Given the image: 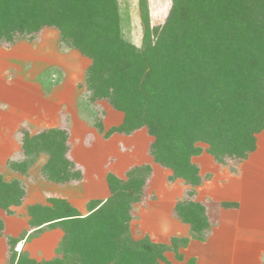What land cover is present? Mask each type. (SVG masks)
Returning <instances> with one entry per match:
<instances>
[{"label": "trees", "instance_id": "1", "mask_svg": "<svg viewBox=\"0 0 264 264\" xmlns=\"http://www.w3.org/2000/svg\"><path fill=\"white\" fill-rule=\"evenodd\" d=\"M139 6L143 48L122 37L118 0H0V42L21 35L37 39L45 27L56 28L63 45L92 59L86 70L92 99H107L124 114L105 134L146 127L155 137L153 161L199 185L191 162L203 151L199 142L209 145L218 163L244 161L264 128V0H172L161 27H151L148 0ZM91 76L98 77V87ZM64 130L31 134L24 128L18 135L23 158L9 159L6 166L26 173L46 153L42 179L81 181L83 169L69 156ZM150 172L142 164L131 167L125 179L109 174L117 185L109 183V198L90 205L86 215L51 198L52 205L40 206L31 223L60 225L62 250L43 261L22 255L15 264H160L168 246L135 240L129 229L132 203L141 201ZM25 194L21 180L6 181L0 172V209L20 203ZM202 209L190 221L193 232L206 224ZM3 230L0 218V236ZM12 239L11 249L17 242Z\"/></svg>", "mask_w": 264, "mask_h": 264}, {"label": "rangeland", "instance_id": "2", "mask_svg": "<svg viewBox=\"0 0 264 264\" xmlns=\"http://www.w3.org/2000/svg\"><path fill=\"white\" fill-rule=\"evenodd\" d=\"M118 5L122 27V37L125 40L132 42L139 48H143V26L140 17L139 0H118ZM148 6L151 27L163 26L166 23L172 9V0H148ZM46 61L51 62L54 65L46 64ZM43 62L45 66L42 65ZM91 64L92 59L84 57L80 51L76 50L75 48L71 49L63 45L58 36L56 39L54 38L53 41L51 39L46 41H38L37 39L30 38L28 35H21L19 37L17 36L13 42L7 43L5 40L0 42V89H3V91L7 90V92L5 91L7 93L6 95L13 96V99L16 100L17 104H19L23 99V95H27L26 98L28 99L31 97L28 102H31V107L34 109L32 112H29V114H31L29 115L31 116L29 123L32 127V130H30L26 124L27 122L25 123L27 119L23 117L21 112L22 108H20V106L15 105V108L19 109L18 112L22 118L20 122L15 124L11 118L9 108L6 109L5 105H0V112L3 110V114H0L1 165L3 164L6 157H14L11 159H14L15 161L22 160L23 156L20 150L21 147H18V145L14 143H18L19 134L17 133V129L23 127V129H28L30 133L34 134L36 131H38L41 122L37 119L39 118L37 117L39 116V113L36 111L39 108V105L36 102L40 101L47 103L48 106H51L52 104L49 103V101H45L41 93L51 94V89H53V87L56 85L57 88H55L58 89L59 85L60 89L55 90L58 93L67 96V101L70 103V105L65 106L60 101V97H57V102L53 104H55V108L59 112L60 121H66L67 119H70L69 121L72 122L70 127L67 128L65 126L64 131L67 133L68 137H72V144L70 148L74 145L78 151V154H80V160L84 163L81 164L83 166L86 165L88 167V171L94 168H99V165H102L103 163L104 168L107 169L111 167L110 169H112L114 166H108L107 162L109 161L108 164H110L111 161L113 162L115 159L120 163L118 168L120 170L122 168V171L130 170V167H132L133 163H135L133 166L148 164L141 162L144 161L143 159H145V152H149L150 145L154 141L155 137L148 132L146 127L139 129L136 135L134 134L135 132H133L128 136L123 137L121 141L124 144L118 146L117 149V146L114 147V144H117V141L115 142V139L111 138V135L113 134H105L106 131L112 126L119 125H115L118 123L117 121H119V118L118 120L117 118H113L114 121H116L114 123L113 121H110L111 116L110 113L107 114L106 108L111 105L108 103L107 99H92L94 95H92V93L89 91L90 82H87L86 72L87 68ZM43 67V75L39 76V78L37 76V82H33L32 75L36 74V71L39 72V69ZM67 72L74 74L75 80L73 82L71 77L69 80L70 82H67L69 85H66L64 79L65 76H67ZM19 74H22L21 80H24V83L20 84L22 87L12 85L13 81L17 82L20 80ZM52 74L55 75L53 76ZM90 81L95 82L96 84L94 85L97 87L100 85V83L97 82V76H91ZM64 83L65 85L63 86ZM39 86H42L41 89L38 88ZM48 86L50 89H48ZM66 86L69 87L65 88ZM114 110L118 111L116 109ZM118 112L124 115L123 112ZM101 119L102 121H100ZM56 121L57 122L55 123L58 124V120ZM86 127L90 128L88 130L91 132L93 131L97 135L98 142L96 145V151H90V146L85 145V150L80 152L84 143L81 132L88 131L87 129H84ZM88 133L90 134V132ZM121 141L118 144H121ZM130 145L135 146V151L130 149ZM198 145L202 147L203 151L201 154L193 156L191 162L194 163L195 168H197V174L200 175L202 179V182L199 185L188 183L186 177H178L172 169L167 168L157 162L154 163L156 166L155 169L154 166L148 164L151 166V172L148 176V180L143 191L145 192V190L150 185L152 188L151 191H153L155 195L147 196L149 198L144 200L143 193L139 203H132V218L129 222L131 236L135 240L149 238L155 243L168 246L163 254L165 259L163 261L161 260L160 264H198L199 255L200 257L203 256V264L205 263L204 261H210L211 263L217 264L219 260L222 262V264H237L236 260H232L233 256H229L231 259L227 258V256L220 259V256L226 255V251L230 252V250H233L234 252L235 246L236 254L239 257L238 260L241 263L264 264V225L260 224L259 222L257 224H251V221L249 222L247 220H241V223L239 224L235 223L232 232L234 231L236 234L240 235L237 237H242L241 241L236 240L237 245L234 244V232L232 235H229V233L220 232L215 237H213L211 234L213 233L215 227L219 225L220 222V225H225L227 222V220L224 218H227L228 213L223 210L225 213L222 214V216L221 214L217 215L219 212H216V207L213 208L212 206L210 200H212L213 193L211 189H215L216 183H214V186L212 185V187H202L205 184V180H209L210 178L212 179L214 173L221 176L223 169H226L228 170L229 174L237 176V178H235V180L233 179L229 185H223V190H221L228 191L230 189V195H234L232 192H235V196L238 197V199L236 198L233 201L228 202V206L230 205L231 207L235 203L240 205V199L245 204H247V207L249 208V203L253 202L254 200H257L258 202H264V128L261 132L256 134V149L251 154H249L244 161L234 160L228 161L225 164L215 161L216 167H214L213 161L215 159L213 155L208 152L209 145L203 142H199ZM19 150L20 152L17 153ZM133 152L135 155L134 159L132 158L133 156H131ZM111 153H113V156ZM43 154L46 153H41L38 159L27 169L26 173H16L26 177L30 176L31 173L29 171H31V169L36 166L35 164L41 159ZM48 158L46 162L48 161ZM108 158L110 160H108ZM127 158H132L133 160H128V163ZM45 163L41 166V162H39L37 168H41L42 171ZM77 167L80 169V165ZM41 171H39V177L37 178L38 181L47 182L46 180L42 179ZM126 171L124 173V177H121L120 179H125L127 177ZM153 172H155L154 176ZM193 172L196 173V171H191V174ZM109 174L112 173L108 172L106 175L105 180L107 184L109 185V183H113L117 185L115 177L112 176L109 178ZM31 176H33V174ZM16 179L20 180V178H14L12 180ZM22 180L23 179H21V181ZM23 181L22 182L24 183L26 190V181ZM56 185L60 186L63 184L56 183ZM96 188H98L97 185H91V192L93 194L88 196H92L93 198H91V200L89 199V201H86V205L83 206L81 212L87 213L88 210L89 213L90 205L103 200L102 198L94 197L98 195L94 193ZM118 188L119 186H115V190H118ZM39 191L40 190L35 189L33 193L36 194V192ZM52 191L53 190H46L42 193H39L46 199V203L33 202L31 200L25 199V194L20 203L0 209V218L3 221L4 230V218H6L7 215H12L14 212L18 213L19 210L23 211L22 214L28 218V228H25L24 232L20 235V237H18L24 238L22 244L23 246L21 243H19L18 238H13L11 242L14 244V241L17 240L18 243L16 242L14 248L11 249V246L9 245L10 238H8V236L6 237L4 230L2 231L0 238H5L9 249L8 246H0V264H15L18 258L22 255L28 256L30 258L33 256L37 261L45 260V258L42 257L41 250L43 251L46 249H51V242L56 244L55 241H57L61 235L60 230H62V228L60 225L47 226L46 224L36 227V223H31L33 220H35L36 216L40 215L38 208L40 206H51V198L61 199L62 203L65 201L74 207L65 197H57L52 195ZM205 191L209 192L205 194ZM76 193L78 197L77 202L79 204H84V195L79 192ZM35 194H33V196ZM110 195L111 191L109 190L107 198H109ZM199 196L201 197L199 198ZM44 198L42 199L44 200ZM151 200L154 202H151L152 204L148 205L147 202ZM160 203H162V208H159ZM200 206L203 207V214L206 217V222H204V220L201 223L202 225L204 223L206 224L204 228H202V231L193 232L190 221L194 220L196 214L200 212V209H202ZM74 208L77 209L76 207ZM150 210L152 212L148 213ZM78 212L82 215L79 210ZM232 213L234 215L236 214L235 212ZM181 215L184 216L186 220H189V222L182 220L180 217ZM261 217L264 218L263 213H261ZM170 220L175 224H172L171 229L169 230V226H167L165 223L169 222ZM28 229H32V231L29 233ZM259 232H261L260 237L257 235L258 238H253L252 236L250 237V240L244 241V239L249 238L250 234H258ZM61 237L63 238V236ZM260 238L262 240H260ZM61 240L55 251L56 254L54 257L58 256L59 251L62 250L59 248ZM192 242L193 244H191ZM244 250L248 251L245 255ZM13 251H16V253ZM45 254H48V252L45 251ZM252 254H254V257ZM261 254L262 256L258 260L257 258ZM250 256L252 257L250 258ZM210 257L215 258H213V260H208ZM41 258H43V260H41Z\"/></svg>", "mask_w": 264, "mask_h": 264}, {"label": "crops", "instance_id": "3", "mask_svg": "<svg viewBox=\"0 0 264 264\" xmlns=\"http://www.w3.org/2000/svg\"><path fill=\"white\" fill-rule=\"evenodd\" d=\"M57 36L59 37V31L56 28H54V27L46 28L45 27L41 31V33L38 36L37 40L38 41H40V40L46 41V40L51 39L53 41L54 38L55 39L57 38ZM46 64L54 65L51 62H47ZM42 65L45 66L44 62H43ZM43 69H44V67L39 69V72L36 71L35 72L36 74L32 75L33 82H37V80H36L37 76L39 78V76L43 75ZM19 75H20V80H18L17 82L13 81L12 85L22 87L20 84L24 83V80H21L22 74H19ZM52 75L54 76L55 74H52ZM71 77H72V80L74 82L75 81L74 80V74H71V73L67 72V76H65V78L63 77L65 79L66 85H69V83H67V82L70 80ZM65 83L63 84V86L65 85ZM41 87L39 86L38 88L41 89ZM55 87L57 88V85L54 86L53 89H51V94L50 93L49 94L43 93V94H45V95H43L41 93V95L44 98V100L45 101H49V103L52 104L51 106H48L47 103H43V102H40V101L36 102L39 105V108H40V111H39V108L36 111L37 113H39V116H37L39 118H37V119L40 120L41 123H40V128L35 133L40 132V131H42L44 129H47V128H52V127L65 128V126H66L68 128L72 124V122L69 121L70 119L69 120L67 119L66 121H60L59 112L56 110L55 104H53V103L57 102L56 101L57 97L61 98L60 101L65 106L66 105H70V103L67 101V96H65L64 94L58 93L56 91V90L60 89L59 85H58V89H56ZM68 87L69 86H66L65 88H68ZM48 89H50L49 86H48ZM5 91L7 92V90L3 91V89H0V105L1 104L5 105L6 109L9 108L10 113H11L10 114L11 118L15 122V124L17 122H20V120L22 118L19 115V112H18L19 109L15 108V105L16 106H20V108H22L21 112H22L23 117L28 120V121L26 120L25 123L27 122L26 124H27L28 128L30 130H32L31 124L29 123L30 122L29 120H31V116H29L31 114H29V112H32L34 109L31 107L32 106L31 102H28V100L31 99V97H29V99H28V98H26L27 95H23V99L20 101V103H19L20 105H19V104H17L16 100L13 99V96L6 95L7 93ZM29 108H31V109H29ZM106 110H107V114L110 113V116H111V120L110 121L111 122L112 121H113V123L116 122V121H114V119H116V118H117V120L119 118V121H117L118 123L115 124V125H118V124H120L122 122V120H123L122 113H119L118 111H115L113 109V107H111V106L107 107ZM0 114H3V110H1ZM56 120H58V124L55 123V122H57ZM120 120H121V122H120ZM59 121H60V123H59ZM110 121H109V123H110ZM20 129L23 130V127L20 128ZM20 129H17L18 130L17 131L18 134L21 131ZM84 129L88 130L90 128L86 127ZM88 132H90V134ZM137 132H138V130L135 131L134 134L136 135ZM31 134H34V133H31ZM134 134H132V135H134ZM128 135L127 134H120V133H113V135H111L112 136L111 138L115 139V142L117 141V144L115 143L116 145L114 144V147L117 146L116 147V149H117L118 146L123 145L124 143L121 141V139H123V137L128 136ZM132 135H130V136H132ZM81 136H82V138L84 140V143L82 145L83 148H81L80 152L82 150H85V148H86L85 145L86 146H90V148H89L90 151H92V150L96 151L97 150V146L96 145H97V142H98V138H97V135L93 131L92 132L90 130L82 131L81 132ZM120 141L122 143L118 144V143H120ZM69 142H70V144H72L71 143L72 142V137H69ZM14 143L17 144L18 147H21L20 146L19 137H18V143H16V142H14ZM112 147H113V145H112ZM130 149L132 151H135V146H133V145L131 146L130 145ZM20 150L17 153H19ZM111 155L113 156V153H111ZM69 156L73 159V161L76 164L80 165L82 167V169H83V173H82L83 174V179L81 181H78V182H75V183L74 182L66 183V184H63V185H60V186H58V185H56V183L50 182V181H47V182L38 181L37 178L39 177V171H41V168L38 169L37 166L39 165V162H41V166L46 162V160L48 158L47 154H43L41 159L38 160V162L35 164L36 166L34 165L35 167H33L31 169V171H29L31 173V175L33 174V176L30 175V176L26 177V176H23V175H19L16 172H14L11 169H9L6 166V163L8 162L9 159L14 158V157H6L5 158L3 164L2 165L0 164V172L3 174L4 179L6 181H10V180H12L14 178H20V180L23 179V180L26 181V196H25V199L31 200L33 202L46 203V199L39 193H42L43 191H46V190H50V191L53 190L52 191V195L57 196V197H65L68 201H70V203L74 207H76L81 212L82 209H83V206L86 205V201H89V199L91 200V198H93L92 196H88V195H92L93 194L91 192V185L95 184V185L98 186V188H96V190H94V193L96 195L97 194L98 195L94 196V197H99V198H102L104 200L105 198H107V194H108V192L110 190L109 189V185L107 184V182L105 180L107 173L111 172L116 177H118V178L122 177L123 178L124 177V173L126 171V170L122 171V168H121V170L118 168L120 163L117 162L116 159L113 162L111 161L110 164H108L109 161L107 162L108 166H112V165L114 166V168H112V169H110L111 167H109L107 169L104 168V163H103L102 165H99L100 166L99 168H96V169L94 168V169H91L90 171H88V167L86 165L83 166L81 164L83 162L80 160V154H78V151L74 147V145L70 148ZM131 156H133L132 158L134 159V157H135L134 152L131 154ZM120 157H121V155H120ZM144 157H145V159H143L144 161H142L141 163L145 162V163L151 164L152 166H154V169H155V167H156L155 164H154L155 162L153 161V158H152L151 154L148 151H147V153L145 152V156ZM132 158H130V159L127 158V162L129 163V161L133 160ZM108 160H110V159L108 158ZM215 161L216 160L213 161L214 162V164H213L214 167H216L215 166V163H216ZM134 164L135 163L132 164V167H133ZM136 164H138V163H136ZM218 169H219V167H218ZM154 173L155 172H153V176H154ZM28 178H29V180H28ZM235 178H237V176L231 175V174H229L228 170L223 169L221 176L220 175H216V173H214V176L212 177V179L210 178L209 180H205V184L202 186V187H205V186H211L212 187V185L214 186V183H216L215 184V189H211V191L213 193V197H212V200H210V201L212 203L213 208L216 207L215 211L219 212L217 215L221 214V216H222V214H224L225 212L228 213V215L226 213L227 218H224L225 220H227V222L224 221V222H226L225 225L224 224L220 225L221 224V222H220V224L215 227L213 233L211 234V235H213V237H215L220 232L229 233V235H232L233 232H234V231L232 232V230L234 228V224L235 223H237V224L241 223V220L242 221L243 220H247L249 222L251 221L250 222L251 224H257L259 222L260 224L264 225V218L261 217V213H263V215H264V202H258L257 200H254L253 202L249 203V206H250V208H249V207H247V204H245L240 199L239 200L240 201V205H238L237 203L233 204L231 207H230V205L229 206L227 205L228 202L233 201L236 198L238 199V197L235 196L236 195L235 192H232L234 195H230V192H229L230 189L228 191H221V190H223V185H229L233 181V179L235 180ZM152 179H153V177H152ZM35 189L36 190H40V191L36 192V194H35V193H33ZM151 190H152V188L149 185L148 188L145 190L144 200L149 198L147 196L155 195L154 192L151 191ZM76 192H79V193L84 195L83 196L84 204H79L77 202L78 197H77V193ZM208 192L209 191H205V194H207ZM260 192L263 193L262 191H260ZM33 194H35V195L33 196ZM34 197H36V198H34ZM200 197L201 196H199V198ZM42 198H44V200ZM204 198H205V196H204ZM151 202H154V201L153 200L148 201L147 204L148 205L152 204ZM161 206H162V203L159 204V208H162ZM208 209H209V207H208ZM21 210H23V209H21ZM22 212L23 211H19L18 210V213L14 212V214L7 215L6 218H4L5 219V230H4V232H5L6 237L8 236V238H11V237L12 238H18L24 232V229L28 228V218L25 217L22 214ZM151 212L152 211L150 210L148 213H151ZM232 212H235L236 214L234 215ZM81 213H82V215H86L88 213V210H87V213L86 212L85 213L81 212ZM165 224L167 226H169V230H170L172 224H175V223L170 220L169 222H166ZM28 231L30 233L32 231V229L31 230L28 229ZM60 232H61V235L59 236L57 241H55L56 244L51 242V244H50L51 249H46V250H43V251L41 250L42 257L45 258V260L54 258V255L56 254L55 251H56V249H57V247L59 245V242H60V240L62 238L61 236H63L62 230H60ZM234 234H235L234 244L237 245V243H236L237 241L236 240L241 241L242 237H237V236H240V235L236 234L235 232H234ZM260 234H261V232H259L258 234H255V233L254 234H250L249 238L244 239V241L245 240L246 241L250 240V237H252V236H253V238H255V237L258 238L257 235L260 237ZM260 240H262V239L260 238ZM18 241H19V243L22 244L23 241H24V238H18ZM25 242H27V241H25ZM193 242L191 244H193ZM6 243L7 242H6L5 238H0V246H8V244H6ZM8 249H9V246H8ZM246 249H247V247H246ZM45 251H47L48 254H45ZM228 252L229 251H226V255L220 256V259L221 258H225L226 256H227V258H230L229 256H233L232 260H236L237 264H244V263H241L238 260L239 257L236 254V246H235L234 252H233V250H230L229 253ZM246 252H248V251L244 250V255L246 254ZM250 254H251V252H250ZM252 256L254 257V254H252ZM252 256H250V258ZM261 256H262V254L259 255V257L257 259L259 260V258H261ZM32 258H34V257L32 256ZM43 258H41V260H43ZM198 258H199L198 259V262H199L198 264H203L202 263L203 260H204L203 256L200 257V255H199ZM213 258H215V257H213ZM213 258L210 257L208 260H210V259L213 260ZM204 262H205L204 264H214V263H211L210 261L209 262L208 261L207 262L204 261ZM217 264H222V262L219 260V262H217Z\"/></svg>", "mask_w": 264, "mask_h": 264}, {"label": "bare ground", "instance_id": "4", "mask_svg": "<svg viewBox=\"0 0 264 264\" xmlns=\"http://www.w3.org/2000/svg\"><path fill=\"white\" fill-rule=\"evenodd\" d=\"M22 244H23V243H22ZM22 244H21V245H22ZM22 246H23V245H22ZM22 246H21V247H22ZM22 248H23V247H22Z\"/></svg>", "mask_w": 264, "mask_h": 264}]
</instances>
